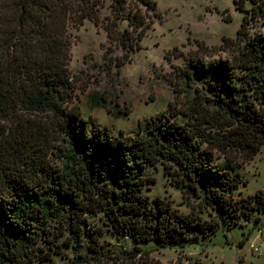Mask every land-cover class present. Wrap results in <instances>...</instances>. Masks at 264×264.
Returning <instances> with one entry per match:
<instances>
[{
	"label": "trees",
	"instance_id": "obj_1",
	"mask_svg": "<svg viewBox=\"0 0 264 264\" xmlns=\"http://www.w3.org/2000/svg\"><path fill=\"white\" fill-rule=\"evenodd\" d=\"M234 4L242 21L224 39L231 57L190 59L177 75L190 103L128 134L83 118L73 32L86 20L100 25L106 8L107 38L128 56L141 49L157 2L0 0V264H110L118 253L106 236L129 239L122 254L135 259L149 255L147 243L184 248L264 215V189L235 198L247 181L227 157L250 160L264 148V0ZM159 166L193 200L189 212L144 193L156 181L147 169Z\"/></svg>",
	"mask_w": 264,
	"mask_h": 264
},
{
	"label": "rangeland",
	"instance_id": "obj_2",
	"mask_svg": "<svg viewBox=\"0 0 264 264\" xmlns=\"http://www.w3.org/2000/svg\"><path fill=\"white\" fill-rule=\"evenodd\" d=\"M155 1L158 16L153 18L150 29L140 42L141 49L128 56L124 50L112 46L107 38L103 28L108 15L106 8L101 13L100 25L86 20L79 30L73 32L70 69L77 87L76 102L83 118H91L102 129L136 134L140 121L166 112L170 104L177 101L190 103L192 95L189 91L192 90L177 78L179 69L185 68L190 59L214 62L231 57V49L226 47L224 39H235L242 21L234 0ZM126 27V22L119 24L121 31ZM227 157L234 161L231 166L235 173L248 182L246 188L241 185L236 190L235 198L264 189V148L250 160L232 153ZM215 159L220 164L226 162L225 154L219 150L215 152ZM146 175L156 179L155 183L145 186L146 195L166 197L178 210L190 211L188 203L193 200L183 195L164 174L163 166L148 168ZM242 224L248 226L219 230L214 244L227 246L229 243L238 247L246 236L254 239L264 228V216L254 213L251 222ZM105 239L118 253L113 254L115 259L110 260V264H222L209 252L210 242L194 243L184 248H163L151 242L143 245L149 255L141 253L135 259H127L122 251L133 248L129 239L116 241L110 236ZM262 249L264 256V245ZM78 253L77 250L71 251L72 256ZM54 259L57 264L66 263L58 256ZM258 263L259 258L252 256V262L247 264Z\"/></svg>",
	"mask_w": 264,
	"mask_h": 264
},
{
	"label": "crops",
	"instance_id": "obj_3",
	"mask_svg": "<svg viewBox=\"0 0 264 264\" xmlns=\"http://www.w3.org/2000/svg\"><path fill=\"white\" fill-rule=\"evenodd\" d=\"M247 185H248V182H247ZM247 185L244 186V188H246ZM259 190H262V189H259ZM247 226L248 224H245L241 228H244ZM216 235L217 234H215L211 239L206 240L205 242H210L209 245H211V251L209 252L213 253V255L217 257V261H219L220 263L237 264V262H239L240 264H247L248 262L249 263L252 262V256H254V257L259 258L258 264H264V256L262 255L263 252L261 254H256L253 252V246L263 247L264 245V228L263 230L258 231L254 239H251V236L250 237L246 236L243 240L239 242L238 247H235L229 243H227L228 244L227 246L215 245L214 241L216 239Z\"/></svg>",
	"mask_w": 264,
	"mask_h": 264
},
{
	"label": "built area",
	"instance_id": "obj_4",
	"mask_svg": "<svg viewBox=\"0 0 264 264\" xmlns=\"http://www.w3.org/2000/svg\"><path fill=\"white\" fill-rule=\"evenodd\" d=\"M263 251L261 246H253V252L256 254H261Z\"/></svg>",
	"mask_w": 264,
	"mask_h": 264
}]
</instances>
